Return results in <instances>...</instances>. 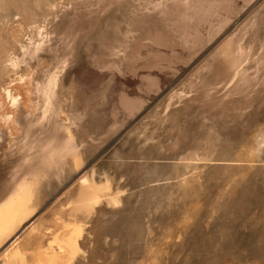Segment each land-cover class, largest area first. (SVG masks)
<instances>
[{"label":"rangeland","instance_id":"1","mask_svg":"<svg viewBox=\"0 0 264 264\" xmlns=\"http://www.w3.org/2000/svg\"><path fill=\"white\" fill-rule=\"evenodd\" d=\"M22 28L59 90L42 124L0 129V200L26 175L38 197L0 264L19 244L35 264L74 228L63 264H264V0H0V49ZM84 178L110 188L89 210Z\"/></svg>","mask_w":264,"mask_h":264},{"label":"bare ground","instance_id":"2","mask_svg":"<svg viewBox=\"0 0 264 264\" xmlns=\"http://www.w3.org/2000/svg\"><path fill=\"white\" fill-rule=\"evenodd\" d=\"M62 21H64V20H62ZM60 23L61 22H59V24ZM66 28H67V26H66ZM26 29L22 28V31H23L22 39L18 40V41L16 40L18 45H19V49L16 48L17 49L16 50L14 47L6 48V49H0V129L2 128V130H4V132H3L4 135H5V133H7L6 135H10V137L11 136L14 137L15 135L17 136L20 129L28 128L30 130V127H32L34 123H36V124L41 123L42 124L43 122H45L48 119V117L50 116L53 109L56 107V103H57L56 102V96H57V93L59 90V88H58L59 87V76H58L59 74H58L57 68H55V65H54L55 63L49 59L50 57L47 59V58H44V56H43L44 55L43 52H44V48H45L46 44L44 46L43 40H41V41L38 40L40 42H36L37 40L34 41L33 37L27 38V40H26L27 42H26L25 41V38L27 35V32L25 33ZM29 29H30V27H29ZM32 29L36 30L41 37L43 36V39H44V35L47 34L44 32L45 28H43L42 26H34V27H32ZM58 30H59V28H58ZM215 30H216V28H215ZM212 35H213V33H212ZM51 37H50V39L52 40ZM37 38H38V36H37ZM48 40H49V38H48ZM16 41L14 43H16ZM229 45H231V44H229ZM238 45H240V44H238ZM238 45H236V46L238 48L237 49L238 54L240 55L239 58L237 56H236V58L234 57L233 52L231 51L232 47L230 48V46L224 51L225 56L228 57V59H229V61H227L228 65H230V68L234 69L235 74H234L233 78H237L241 73H243V70L238 69V63H239L240 58L242 57V54H243L242 51L239 50L241 48H239ZM156 46H157V44H156ZM237 51H235V52H237ZM19 52H20V54H18ZM248 52L249 51H247V53ZM248 55L250 56V54H248ZM260 59L263 61V58H260ZM244 62H245V60H244ZM155 64H157V63H155ZM248 64H246V65H248ZM169 65H171V64H169ZM243 65H244V63H243ZM244 66H242V67H244ZM261 69H262V67H261ZM261 69H257V70H261ZM59 71H60V68H59ZM163 71H164V69H163ZM262 75H263V73H262ZM258 77H261L260 74ZM263 77H264V75H263ZM60 78H62V76ZM60 83H61V81H60ZM153 86H155V85H153ZM60 94H59V96H60ZM225 99H227V98H225ZM57 109H59V108H57ZM55 110H56V108H55ZM133 112H134V110H133ZM54 115L56 116V114H54ZM57 115H59V114H57ZM59 119L60 118H58V120ZM64 127H66V126H64ZM67 130H69V129H67ZM47 132L49 134L50 131L47 130ZM1 133H2V131H1ZM69 134L70 133L67 134L68 137H70ZM18 135H21V133H19ZM15 137H14V139H15ZM49 137L51 139L53 138L51 136V134L49 135ZM14 139H13V141H14ZM53 140H51L49 143L52 144ZM0 141H1V138H0ZM13 141H11L12 144L15 143ZM8 142H10V140H8ZM8 142H6V143H8ZM11 142H10V145H11ZM20 144H22V143H20ZM8 148H9V145H8ZM2 150H3V148H2ZM58 159L59 158L57 157V160ZM54 163L56 164L55 161H54ZM7 165H9V164H7ZM65 170H66V168H65ZM66 172H68V171H66ZM66 172H64V173H66ZM8 173H7V176H9L11 174V173L10 174H8ZM19 174H20V172H19ZM19 174H17L16 176H18ZM37 175H38V173H37ZM64 175H65V177H67L66 174H64ZM11 177H13V176H11ZM47 177H49V176H47ZM30 178L29 177L27 178V175H26V177H23V179H21L13 188H11V190L0 200V246L4 242L9 240L16 232H18V230L28 221V219L31 216V213L33 210L32 209V203L34 202V197H35V192H34L35 188L34 187L37 184V177L34 176V177H32V179H30ZM1 181H3V180H1ZM5 181H3V182H5ZM6 182H5V184H6ZM39 182H40V180L38 181V183ZM41 183H42V181H41ZM105 184L101 185V184H98L94 181H90V180L84 178V180L82 181V193H81V200L79 202L80 203L79 209L89 210V209H92L94 207V205L98 204L100 202V199L103 196V193H104L103 191L105 189H107V190L110 189L109 185L108 184L105 185ZM39 185H40V183H39ZM49 185H50V183H49ZM37 193H39V192L37 191ZM110 193H112V192H110ZM40 194L41 193H39L38 195H40ZM106 196L109 197V199H110L109 201H111L115 204H118L119 202H121L119 200L120 197H118V196L117 197H114L112 195H106ZM37 201H39V200H37ZM110 205H112V204H110ZM64 212H61V213H64ZM65 214H67V213L65 212ZM62 221H64V220H62ZM33 231H35V230L33 229ZM79 232L80 231L78 228H74L73 232L70 235H68L66 239L56 238L55 241L51 242V244L47 250L45 249L44 252L39 253V254H37L36 257H34L35 258V264H63L64 263L63 261H65L68 258H69V260H72L76 256V254L79 252V244H78V239H77V237L79 236ZM39 238H41V237L36 236L33 241L37 242V241H39ZM15 242H17V240ZM13 244H12V246H13ZM3 261H4V264L24 263L25 259H24V254H22L21 245L20 244L17 246L15 245L13 250H7L6 254L4 255Z\"/></svg>","mask_w":264,"mask_h":264}]
</instances>
